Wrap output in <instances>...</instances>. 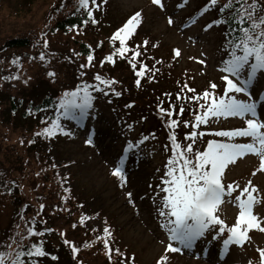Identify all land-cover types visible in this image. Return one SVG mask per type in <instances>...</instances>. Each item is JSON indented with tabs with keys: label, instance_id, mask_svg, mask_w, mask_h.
Returning a JSON list of instances; mask_svg holds the SVG:
<instances>
[{
	"label": "rangeland",
	"instance_id": "rangeland-1",
	"mask_svg": "<svg viewBox=\"0 0 264 264\" xmlns=\"http://www.w3.org/2000/svg\"><path fill=\"white\" fill-rule=\"evenodd\" d=\"M47 1H36L30 12L23 16V21H20L15 18V14L20 9L17 5L19 0H1L0 32L6 31L10 34L13 30L18 31L22 25L35 23L37 25L35 21L42 13ZM162 3L163 8L153 4L152 0H106L103 9L106 19L104 23L110 22L111 25L116 26L132 12L141 10L139 36L135 43L142 45L139 40L147 41L152 51L147 62L159 58L170 60L172 50H179L177 59L171 61L172 76L169 81L172 85H175L177 77L182 81L187 79L196 81L198 87L204 86L203 84L209 81L222 80L221 77L225 75L221 71L223 67L221 63L222 30L218 25L206 30V25L215 21V6L202 9L205 6V0H162ZM198 11L200 17L186 24ZM23 14H25L24 11ZM169 17L173 21L171 25L168 22ZM106 28L100 31L108 35L109 33L103 32ZM89 33L85 34L86 40L95 36ZM136 48L140 49L141 46ZM147 53H150L149 49ZM64 60L59 59L55 64L50 61L46 67H43L38 65L39 60L31 59L30 63H33V66L26 62L14 69L18 80L3 83L0 94L9 93L19 96L41 84L48 92L55 95L57 91L72 88L75 85L77 68H71ZM47 68L55 71H53V77L45 74ZM114 74L118 75L115 72ZM255 80L259 83L255 86L249 85V94L256 102L257 118L264 121V98L262 97L264 71L258 73ZM235 95L239 99H249V96L244 93ZM92 97L89 115L83 120H67L61 117L62 120L67 121L66 128L70 134L58 139L53 153L51 148H48L51 161L48 160L46 165L54 164V166L62 167L64 164V169L55 168L42 173L46 175V182L57 175L68 174L70 180L66 181V185L72 189L85 212L83 223H81V217H76V222L80 225L75 231L67 223L64 225V237L67 241L82 244L83 226L88 229L95 228L98 235L105 234L103 229L108 226L113 232L111 236V230H109L110 235L106 234V240L112 244V249L118 248L124 253L128 258L127 261L132 259L133 264H157L162 255L167 256L164 264H261L258 249H264V232L256 228L248 230L247 239H244L242 244L231 243L225 247L223 240L227 239L229 234L220 233L216 226L206 231L193 243L192 247L184 248L176 242H171L180 250L165 252L170 241L166 229L161 227L165 221L158 215L163 196L162 189L158 186L165 178L170 152L163 120L156 115H151L148 109L141 105L132 107L130 103L132 97L115 98L111 94L102 93ZM245 119L218 117L211 123L210 128L230 130L242 124L241 121ZM181 126L184 127L183 124ZM0 132L7 134V137L2 138L3 148L11 147L16 153L17 151L24 153V149L16 143L19 129L2 123ZM144 137L147 139L130 150L124 162L120 164L124 176V181L121 182L119 177L112 175L114 167L120 162L121 156L125 155L124 149L128 144L130 142L136 144ZM89 139L91 143L86 142ZM222 140L228 141V138ZM231 141L249 143L251 139L234 137ZM53 154L62 159L55 160ZM259 163V157L249 153L226 166L222 182L223 184L233 183L235 191L231 197L224 198L225 202L215 213L224 221L225 228H230L236 223L239 208L235 196L240 195L249 181L258 190L254 193L256 204L253 207V213L264 227V171H257ZM30 164L36 167L32 159ZM253 172L256 174L253 175ZM3 193L0 190V207H5V211L6 208L10 209V206L16 207L17 202L21 201L12 203ZM128 193L132 194L131 197ZM45 213L48 220H52L51 222L57 226L56 221L51 218L50 211L46 210ZM58 232L57 227L49 232L47 240L45 239V246L50 250H53V243L59 241ZM87 235L91 240L95 239L94 232ZM7 237L1 238L0 245L7 243ZM102 242L103 240L98 241L99 244ZM90 250H95L96 257L89 255L91 251L84 252L83 248L79 250L80 257L86 264H114L112 260L118 258V255H111L110 261L109 256L105 252L103 255L100 254L96 246ZM42 259L43 257L38 259L39 264H61L59 261L50 260L48 263L42 262Z\"/></svg>",
	"mask_w": 264,
	"mask_h": 264
},
{
	"label": "trees",
	"instance_id": "trees-1",
	"mask_svg": "<svg viewBox=\"0 0 264 264\" xmlns=\"http://www.w3.org/2000/svg\"><path fill=\"white\" fill-rule=\"evenodd\" d=\"M36 1L38 0H19L17 5L20 9L15 14V18L23 21V16L30 12ZM77 2L78 0H48L42 13L35 21L37 25L36 23L22 25L18 31L13 30L10 34L6 31L0 32V88L5 82L18 80L14 69L26 62L33 66V63H30L31 59L39 60L38 65L43 67H46L50 61L55 64L59 59H65L64 61L71 68H77L75 85L70 89L65 88L62 91H57L56 95L48 92L42 84L25 94H19V96L9 93L0 94V125L2 126V123L4 125L10 124L12 128L19 129L20 133L16 137V143L24 149V153H20V151L16 153L14 148H3L2 138L7 137V134L0 132V190L8 196L12 203L21 200L17 202L16 207L6 208L7 212L4 210L5 207H0V240L1 238L5 239L6 236L10 238L9 240L7 237V243L4 242L3 246L0 245V252L5 254V262L8 264L16 259L17 253L27 250L33 243L42 244L43 247L45 239L47 240L49 236L48 233L57 227L59 229L58 238L64 239V225L75 221L77 216H84L82 204L78 202V198L75 197L71 188L57 176L46 182V175H42L46 171L55 170L54 164H46L51 158L48 148L54 152L58 142L57 136L42 134L43 129L51 127L52 120H57V106L65 92L74 91L78 86L82 87L85 83H97L94 76L99 74L103 79L116 81L111 87L121 93L119 96H115L111 89L101 85L105 89L103 94H111L117 98L132 97L133 99L130 100L132 107H140L141 105V107L148 109L147 111L152 115H157L160 112L159 108L164 105H167L166 108H168L170 102L175 106L183 104L184 107L191 108L193 105L196 108L194 103L177 100V93H180L181 96L197 94L202 96L207 90L215 96L220 95V89L213 90L210 87L211 84L201 88L196 86V81H182L172 85L167 72L168 61L159 58L147 62V58L151 54L147 53L148 46L135 43L139 36L136 27L133 34L126 40L129 51H126L123 57L115 53V49L119 47V41L112 40V36L128 19L125 17L116 26L115 24L111 25L110 22L104 23L106 21L103 14L104 5L100 0H97L99 7L92 8L97 23L89 22L85 25L82 23V20L86 18L85 13L76 11ZM223 3L225 0H218L217 5L220 7ZM260 4L264 5V0H260ZM90 7L92 6L90 5ZM257 14H264L259 12V5ZM223 15L229 16V13ZM229 18L231 19L230 16ZM39 25L40 27H38ZM73 25H77L78 28H73ZM224 27L228 33L231 28H235L237 25L234 23L224 24ZM104 28L106 29L103 32L109 33L108 35L100 31ZM86 33H92L95 36L86 40ZM45 41H47L46 47ZM139 43L142 44V40H139ZM138 46H141L142 51L136 48ZM134 51L141 52V55L133 61L137 65V70H139L141 63L147 65V69L139 77V85L136 84L138 79L136 72L129 63L130 60H133L132 53ZM41 52L45 55L44 60L39 58ZM89 53L93 55L94 59L89 67L82 68L81 65L88 63L87 55ZM110 54L113 55L111 62L104 59ZM14 60L17 63H13ZM53 71L47 68L45 74L49 76V73H53ZM114 72L119 76L115 75ZM6 77L15 78L6 79ZM185 84L194 91L188 92L184 88ZM90 91L92 96L100 93ZM200 103H204V101L201 100ZM186 110L189 109H185L183 115ZM178 113L179 111L177 112L175 109L172 117L179 116ZM57 158L62 159L55 155V160H58ZM31 159L36 167L31 166ZM41 205L44 206L43 209H41ZM46 210L50 211L51 218L56 221L57 226L51 222L52 220H48ZM42 213H44L43 216L36 218ZM71 225L74 228L75 223ZM29 226L33 227L38 234L30 237L26 231ZM39 233H43V235H39ZM82 239V244L72 242L67 245L69 249L72 246L78 249L73 256L77 262L84 260L81 259L79 250L83 248L84 252L89 251L92 243H96V239H92L93 242H88L85 238ZM89 255L91 256V254ZM39 258L21 257V259H27L28 264H37ZM69 261L74 264L68 251L67 256L65 254L61 256L60 262L61 264H70Z\"/></svg>",
	"mask_w": 264,
	"mask_h": 264
},
{
	"label": "snow or ice",
	"instance_id": "snow-or-ice-1",
	"mask_svg": "<svg viewBox=\"0 0 264 264\" xmlns=\"http://www.w3.org/2000/svg\"><path fill=\"white\" fill-rule=\"evenodd\" d=\"M152 2L163 8L162 0H152ZM209 3L212 6H216L218 0H209ZM258 5L259 12L264 13V5L260 4V0H250V2L248 0H225V3L219 7L221 17L206 25V30L219 24L234 23L237 25V27L231 28L226 33L225 46L222 49L227 54L226 58L221 61L223 65L221 71L225 73L221 77L225 83L223 95L215 96L207 90L202 96L199 94L193 96L176 94L177 100H186L187 102L194 103L196 108L189 109V111H193L194 113V122L191 123L192 131L186 133L184 137L186 141L191 142L187 143L186 146H182L177 141L175 133L169 136V140L171 141V156L167 163L165 178L162 179L161 185L158 186L163 192L158 215L165 221L161 227L166 229L168 240L170 241L165 252H177L180 250L174 247L171 242H176L184 248L192 247L198 238L216 226H219L218 231L220 233L225 231L224 221L215 213L218 207L225 202L224 198L231 197L235 191L233 183L225 186L222 182L223 173L228 164L234 163L237 158L251 153L259 157L260 163L257 171H264V121L257 118V105L249 94L250 83L257 77L258 73L264 71V14H257ZM98 7L97 0H78L76 11H83L86 17L82 20L83 24L86 25L89 22L92 24L97 23L92 8ZM224 13H229L231 19L229 16H224ZM140 15V12L134 13L112 36V40L119 41V47L115 49V53L122 57L126 51H129L126 46V40L133 34ZM168 22L170 25L173 23L171 17H169ZM72 27L78 28L77 25H73ZM44 44L46 47L47 41ZM144 45H147V41H144ZM174 52L177 56L180 54L178 49L174 50ZM140 55L141 52L134 51L132 53L133 60L129 61L138 77L136 80L137 85L140 84L139 77L141 73L147 69V65L141 63L139 70H137V65L133 61ZM39 58L41 60L45 59L43 52L40 53ZM93 59V55L89 53L87 55L88 63L81 65V67H89ZM104 59L111 62L113 55H107ZM13 63H17V61L14 60ZM53 75L54 73H49V76ZM9 78L15 77H6V79ZM94 80L97 83H85L82 87L78 86L74 91L64 93V97L57 106L58 118L63 117L64 119L75 121L83 120L89 115V109L92 107L91 101L93 97L90 90L105 92V89L101 85H105L111 89L115 96L121 94L111 87L116 81L103 79L99 74L94 76ZM210 87L214 90L217 85L213 83ZM184 88L188 92L194 91L188 88L186 84ZM229 93H233V95H229ZM237 93H244L249 96V99H239L235 95ZM201 100L204 103H200ZM175 108L176 106L171 102L167 109L159 108L161 113L169 117L167 124L170 129L177 127L181 122L171 118ZM201 109L203 110L202 112L200 111ZM184 111L185 107L181 104L179 114L182 115ZM218 117L246 118V127L215 131L213 133L214 136L228 138L229 142L209 140L204 151H194L193 144L196 138L198 136L202 137L205 134L198 132L197 129L201 125H206L210 118ZM182 123L185 128L189 127V121L185 120ZM54 130L63 132V128L56 119L51 121V127L43 129L42 134L52 136L55 134ZM234 137L250 138L251 142H231V139ZM146 139L147 137H144L136 144L130 142L124 149L125 155L121 156L120 162L114 167L112 172V175L119 177L121 182L124 181V176L120 164L124 162L126 154L130 150L138 147ZM86 142L91 143V139ZM255 174L253 172V175ZM236 187H239V185H236ZM257 191V188L249 181L242 189L240 195L235 196V201L238 202L239 213L236 223L227 229L229 235L227 239L223 240L225 247L231 243L241 244L244 239H247L246 233L250 229L256 228L264 232V227L261 226L259 219L253 213V207L256 204L254 193ZM131 195V193H128L129 197ZM242 197L244 198L242 199ZM229 202L231 201L229 200ZM43 207L41 205V209ZM83 220L84 218L81 217V223H83ZM26 231L30 237L38 234L31 226ZM103 231L105 234L110 235L107 227ZM39 235H43V233H39ZM64 243L69 245L71 242L65 240ZM105 248L109 251V259L111 261V252L113 250L109 248L107 241H105ZM71 251L73 256H75L78 249L72 246ZM114 251L121 258L120 264H127L128 258L125 257V254L120 252L118 248ZM258 252L260 253L261 264H264V249H258ZM45 255L46 253L42 244L33 243L27 250L17 253L16 259L11 264H28V260L21 259V257L33 258L44 257ZM51 258L53 260L57 259L55 256ZM166 260L167 256L162 255L157 264H164ZM0 264H5V254L3 252H0Z\"/></svg>",
	"mask_w": 264,
	"mask_h": 264
}]
</instances>
